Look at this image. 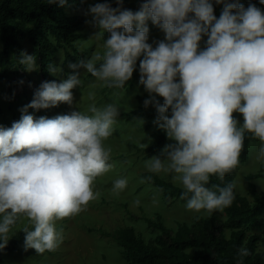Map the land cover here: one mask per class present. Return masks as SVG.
Masks as SVG:
<instances>
[{"label": "clouds", "instance_id": "clouds-1", "mask_svg": "<svg viewBox=\"0 0 264 264\" xmlns=\"http://www.w3.org/2000/svg\"><path fill=\"white\" fill-rule=\"evenodd\" d=\"M115 5L97 0L85 12L99 29L95 34L104 37L102 51L69 62L67 78L42 81L21 107V118L0 125V249L21 216L28 218L22 229L26 247L56 248L63 240L56 221L77 215L100 195L94 182L112 168L105 141L114 133L120 105H97L95 91H89L87 111L73 108L54 117L28 111L72 105V90L83 85L80 69L106 87L124 89L139 60V81L150 93L144 106L156 108L153 123L173 141L145 160V167L172 174L189 210L211 214L233 203V181L209 185L212 176L223 179L239 165L246 132L262 142L264 157V9L251 0L247 6L240 0H142L135 11L124 0ZM214 5H222L219 17ZM148 21L163 30L164 39L149 42ZM17 61L28 70L37 67L36 56L26 50ZM48 70L61 71L53 64ZM234 112L243 115L242 124ZM127 183L117 178L113 192ZM250 254L247 246L239 247L237 264Z\"/></svg>", "mask_w": 264, "mask_h": 264}, {"label": "rangeland", "instance_id": "rangeland-1", "mask_svg": "<svg viewBox=\"0 0 264 264\" xmlns=\"http://www.w3.org/2000/svg\"><path fill=\"white\" fill-rule=\"evenodd\" d=\"M93 1L85 0V9L78 12L84 19L83 38L77 44L78 49L85 54L81 58L91 57L95 52L103 49L104 37L95 34L99 29L90 23L91 16L85 15L88 5ZM221 9L222 5H218V10L221 11ZM164 38L165 34L162 29H155L153 32L151 30L149 42L154 43ZM53 42L56 45L54 38ZM21 43L23 50L36 56L37 67L28 70L21 64L12 65L8 69V80L0 83V125L6 127H10L13 121L21 118V107L33 99L34 92L42 81L53 79L60 81L67 78V75L73 71L68 67V64L64 65V50L61 46L56 45L53 65L59 67L61 71L53 74L47 69L46 74L42 73L40 61L33 45L29 43L28 39ZM201 47H203V43ZM1 49L0 42V52ZM78 59L80 58H75V61ZM80 71L83 85L72 90L74 93L72 105L61 102L49 108H29L28 111L35 117L41 115L54 117L57 114L68 113L73 108L87 111L88 105L93 102L88 96L89 91H95L97 105L109 102L119 104L120 116L114 125V133L105 141L106 146H110L112 149L109 161L112 168L98 176L94 182L95 189L100 193L97 199L90 201L87 207L77 215L56 221L57 228L62 230L63 234V240L56 248L38 252L35 248L17 246L16 251H0V261L3 264H131L124 255L123 249L110 234L123 228L132 227L147 244L154 245L158 236L161 235L160 231L152 226L158 221V218L173 232L178 230L180 224L186 223L192 226L196 220L207 221L212 216L226 221L224 209L211 214L203 211L196 213L187 209L180 200L165 198L157 188L141 179L145 173H150L144 162L151 157L146 153V149L153 142V130L148 125L153 120L151 110L145 117L129 118L128 116L139 108V97L147 98L150 95L144 85L140 83L139 78L128 89H114L104 86L84 69H80ZM44 76L47 78L45 79ZM9 87L11 92L8 91ZM235 116L242 124L243 115ZM139 120H143V123L140 124ZM171 142L173 141L168 138L165 144ZM143 143L147 146H142ZM260 146L256 152L253 151L250 154L247 162L239 163L234 180L237 193L248 196L250 200H253L252 196L248 194L250 183L253 182L256 185L259 193L264 192V179L255 181L248 179L251 174L258 173L261 166L264 165V157L259 156ZM153 174L182 188L179 182L173 180L170 173ZM120 177H126L128 183L125 189L117 194L113 192V182ZM25 225H28V218L21 216L18 222L12 226L9 240L24 232L22 229ZM230 233L231 229L226 228L228 237Z\"/></svg>", "mask_w": 264, "mask_h": 264}, {"label": "trees", "instance_id": "trees-1", "mask_svg": "<svg viewBox=\"0 0 264 264\" xmlns=\"http://www.w3.org/2000/svg\"><path fill=\"white\" fill-rule=\"evenodd\" d=\"M96 2L97 0H94L91 4ZM141 2L142 0H137L135 3L124 0V7L135 11L140 7ZM240 2L248 4L250 0H240ZM251 2L264 9V4H261L260 0H251ZM113 6H116L115 0H113ZM85 7V0H68V5L65 6L51 0H0V42L2 44L0 83L8 80V69L12 65L20 64L17 56L23 50L21 41L25 39H28L35 48L40 68L45 74L48 65L53 64L56 45L64 50V65L75 62V58L84 56L85 54L78 49L77 44L83 38L84 30V19L78 12ZM214 11L219 17L221 11L218 10V5H214ZM107 35L108 33L105 34ZM205 39H207L206 36ZM139 76L138 60L137 69L134 70L132 78L126 82L125 88L132 87ZM44 78L47 77L44 76ZM8 91H12L10 87ZM145 99L139 97L140 106L128 115L129 118L145 117L151 110V118L154 121L157 110L151 104L145 107L143 103ZM158 99L161 103L163 102V97ZM153 121L148 123L153 130V142L146 149V153L151 156L161 152L168 138L165 130L158 128ZM259 141L251 133L246 132L244 148L240 154L241 163L248 161L250 145ZM238 168L239 166L226 174L223 179L212 176L209 186L212 184L223 186L229 181L234 182ZM149 175L152 176V180L145 181L157 188L165 198L186 203L180 197L183 190L181 187L153 173H145L143 177ZM248 179L249 181L264 179V165L258 173L251 174ZM248 194L253 200L236 191L233 203L224 208L226 221L212 216L207 221L198 219L192 226L186 223L180 224L178 230L173 232L158 218L152 226L159 230L161 235L158 236L154 245L147 244L132 227L120 229L110 236L123 249L124 255L131 264H237V251L242 245L247 246L251 252L245 257L244 264H264V192L259 193L252 182L249 184ZM226 228L231 229L229 237L226 235ZM17 246H25L24 232L8 240L7 245L0 251H16ZM0 264L3 262L0 261Z\"/></svg>", "mask_w": 264, "mask_h": 264}, {"label": "crops", "instance_id": "crops-1", "mask_svg": "<svg viewBox=\"0 0 264 264\" xmlns=\"http://www.w3.org/2000/svg\"><path fill=\"white\" fill-rule=\"evenodd\" d=\"M129 1H131V2H133V3H135V2H137V0H129ZM148 23H149V28H150V32H151V30H152V32H153V30H155V29H159L160 30V28H158V26L157 25H154V24H152V22L151 21H148ZM153 28V29H152ZM150 32H149V35H150ZM206 40V39H205ZM203 43V46H204V42H202ZM201 43V44H202ZM139 78V77H138ZM137 78V79H138ZM136 79V80H137ZM235 115H238V116H240V115H242L241 113H238V112H235L234 113V116ZM168 139V138H167ZM261 141H259V142H255V143H252L251 145H250V154H252V152L254 151V152H256L257 151V148L259 147V145H261Z\"/></svg>", "mask_w": 264, "mask_h": 264}]
</instances>
